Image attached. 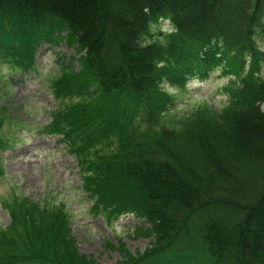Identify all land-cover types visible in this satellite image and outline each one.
I'll list each match as a JSON object with an SVG mask.
<instances>
[{"label":"trees","instance_id":"16d2710c","mask_svg":"<svg viewBox=\"0 0 264 264\" xmlns=\"http://www.w3.org/2000/svg\"><path fill=\"white\" fill-rule=\"evenodd\" d=\"M263 18L264 0H0L10 72L31 70L44 45L72 48L76 67L47 84L57 105L39 127L60 135L97 214L140 220L144 254L116 264H264ZM216 69L224 106L166 120L163 84L183 91ZM9 117L0 104V129L29 124ZM1 133L0 152L14 141ZM41 204L13 200L0 264H96L76 253L68 214Z\"/></svg>","mask_w":264,"mask_h":264},{"label":"rangeland","instance_id":"374dc122","mask_svg":"<svg viewBox=\"0 0 264 264\" xmlns=\"http://www.w3.org/2000/svg\"><path fill=\"white\" fill-rule=\"evenodd\" d=\"M159 28L164 32L169 26L161 25ZM157 30V26L153 28L155 34ZM255 42L264 51V31H258ZM36 53L34 65L28 72L15 74L9 71L7 65L0 63V81H6L3 85L5 89L1 86L5 94L0 95V104L10 115L9 122H14V117L29 123L25 122L21 128L4 123L0 129L3 136L16 139L1 161L0 227L10 222L7 210L13 209V200L28 198L42 203L39 207H43L48 216L49 208H53L52 213L56 215L61 209L68 214L69 236L76 253L86 260L96 264H116L122 263L126 254H144L142 251L149 239L145 232L134 231L140 224L139 220L130 215H121L118 220L107 219L101 215L102 212L97 214L94 211L90 205L93 204L92 199L86 198V193L81 190L79 166L64 144H53L52 138L30 139L32 135L43 136L44 133L36 131L49 121L48 113L57 105L49 95L50 86L47 85L54 73L60 70L62 63H72L76 67L74 60L67 59L74 55L72 48L63 42L44 45ZM260 64V75L264 77V62ZM227 82L228 77L222 76L220 70L216 69L207 79L191 81L183 91L165 85L164 88L173 94V104L169 107L172 113L166 120H177L204 104L210 109L221 108L227 102L223 91V85ZM18 146L22 148L21 155L16 151ZM52 146L54 150L46 153ZM33 148L39 151L28 155ZM166 255L163 252L157 258H166ZM172 256H176V253H172ZM39 261L43 262L42 259Z\"/></svg>","mask_w":264,"mask_h":264}]
</instances>
